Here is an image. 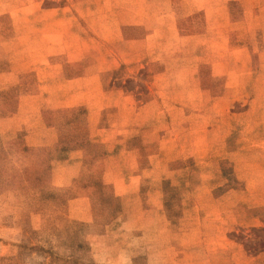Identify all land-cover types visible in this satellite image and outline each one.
Listing matches in <instances>:
<instances>
[{
    "label": "rangeland",
    "instance_id": "rangeland-1",
    "mask_svg": "<svg viewBox=\"0 0 264 264\" xmlns=\"http://www.w3.org/2000/svg\"><path fill=\"white\" fill-rule=\"evenodd\" d=\"M0 264H264V0H0Z\"/></svg>",
    "mask_w": 264,
    "mask_h": 264
}]
</instances>
